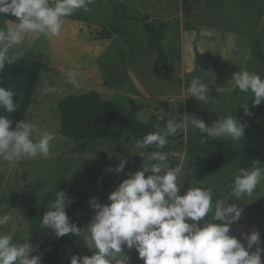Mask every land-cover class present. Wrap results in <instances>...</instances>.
Listing matches in <instances>:
<instances>
[{
  "label": "rangeland",
  "instance_id": "1",
  "mask_svg": "<svg viewBox=\"0 0 264 264\" xmlns=\"http://www.w3.org/2000/svg\"><path fill=\"white\" fill-rule=\"evenodd\" d=\"M130 7V23L127 33L131 38L115 34L103 41L97 36L102 25L98 19L89 23L66 18L59 38L43 37L24 57L43 63L29 111L25 117L42 129L55 133L50 155L9 164L0 162V214L5 212L13 219L5 231L16 227V242L26 236L28 213L42 207V197L64 180H74L86 190L90 198L99 203H109L108 195L128 178V174L142 170L143 158L133 154L129 146L133 138L123 134L119 139L97 138L76 141L61 133L58 103L69 94L97 90L102 97L116 102L123 113L131 114L145 122L153 116L163 117L195 115L201 111H218L230 114L244 124V137L238 147H258L264 136V101L259 106L251 103V93L231 89L228 80L232 74L247 67L264 78V0H196L189 21L184 14L183 0H127ZM95 13V11H92ZM136 15L140 21L132 20ZM4 20L0 19V26ZM162 23L170 31L180 34L181 59L175 64L173 75H167L156 51L146 43V25ZM76 71L81 80L79 89L64 83L63 73ZM199 78L209 85L210 105H203L195 98L186 97L189 76ZM44 81L57 85L56 94L42 96L40 87ZM248 104L245 115L240 105ZM187 127L178 134H187ZM114 153V155H110ZM178 165L184 169L183 190L194 184L197 187H213L222 191L224 183L238 171L237 163L224 165L203 181L192 183L193 171L187 150L174 154ZM118 157L127 164L115 180V186L107 189L103 179L109 167L115 168ZM171 167L172 160L168 157ZM151 173H147L150 175ZM227 197L220 200L226 201ZM243 208L242 217L231 225L230 234L246 244L245 235L253 230L261 234L264 246V184L259 191L244 200L228 198ZM8 204V207H5ZM95 212L90 203L79 214L85 226ZM202 223V222H201ZM243 226V227H242ZM135 253L124 247L128 258ZM33 255H36L33 253ZM72 255H92L86 246H73L62 250V258L70 261ZM264 261V254H262ZM41 264H46L41 260Z\"/></svg>",
  "mask_w": 264,
  "mask_h": 264
},
{
  "label": "clouds",
  "instance_id": "2",
  "mask_svg": "<svg viewBox=\"0 0 264 264\" xmlns=\"http://www.w3.org/2000/svg\"><path fill=\"white\" fill-rule=\"evenodd\" d=\"M95 0H0V73L6 65H12L37 44L41 37L59 38L64 21L77 11L90 12ZM43 70V69H42ZM64 83L79 89L81 80L76 71L63 74ZM231 89L251 93V103L259 106L264 101V78L247 67L232 74L228 80ZM42 96L56 94L57 85L44 81L39 89ZM17 93L4 86L0 79V108L7 113L18 107ZM186 97L195 98L203 105L213 101L209 85L199 76H193L186 88ZM245 115L248 104L240 105ZM198 129L200 143L226 139L238 145L244 137V124L230 114L205 122L191 115L172 116L163 128L159 124L154 132L141 139L131 140L133 154L143 158L142 170L128 174L114 191L109 193V203H99L90 198L95 214L83 227L71 222L66 208L73 199L62 191H56L55 199L41 218L40 227L50 229L58 238L72 234L92 250V255H72L70 264H129L123 254L124 247L134 249L143 264H264L261 234L257 230L245 235L246 244L231 235V225L238 222L243 208L227 203L229 197L243 201L251 197L258 186L264 184V163L253 160L249 168L240 167L229 185L230 193L225 200L213 201V187H197L194 184L183 190L182 166L171 167L169 153L161 151L169 136H175L188 124ZM14 121L0 114V162L9 164L22 160L48 157L54 132L42 129L31 120ZM156 150H150L152 148ZM114 155V153H110ZM107 169L123 173L127 164L124 157ZM147 173H151L147 175ZM8 207V204L5 206ZM13 217L0 214V264H41L42 257L33 255L36 248L30 237L16 242V227L5 231ZM202 222V223H201Z\"/></svg>",
  "mask_w": 264,
  "mask_h": 264
},
{
  "label": "trees",
  "instance_id": "3",
  "mask_svg": "<svg viewBox=\"0 0 264 264\" xmlns=\"http://www.w3.org/2000/svg\"><path fill=\"white\" fill-rule=\"evenodd\" d=\"M127 0H95L91 5L90 12L77 11L70 19L90 22V19H98L102 25L97 30V36L100 40L111 39L115 34L132 37L127 33V23H130V7ZM196 0H183V9L185 16H189ZM95 11V13H92ZM4 19H15L14 17H3ZM140 21L134 15L132 19ZM189 17L186 19V23ZM3 25V23H2ZM147 30L146 43L151 50L156 51L159 59L164 66L167 75H173L175 64L181 59L180 34L171 31L169 24L162 23L156 27L154 23L146 25ZM43 69V63L37 60L23 57L12 65H6L4 73H0V79L4 80V86L12 88L16 93L15 100L19 107L12 113H7L0 108V114L8 116L14 121L24 120L38 81ZM195 76V75H194ZM197 76V75H196ZM193 76H189L188 83ZM58 112L61 120V133L76 141L91 140L97 138H106L116 140L123 134L128 133L133 140L141 139L149 132L157 129L154 127L159 124L163 128L164 123L169 117L159 118L153 116L148 122H145L135 114L126 116L122 107L116 102L102 97L97 90H90L84 93L69 94L58 103ZM224 112L201 111L193 115L196 119L211 121L224 116ZM13 124V127H14ZM201 134L188 124L187 134H178L169 136L167 144L161 151L169 153L173 167L177 166L178 158L174 155L176 152L187 150L188 158L191 160L193 171L190 175L192 183L203 181L211 173L221 169L226 164L233 162L240 167L249 168L252 161L257 160L264 163V136L261 144L255 148L238 147L231 140L217 139L209 140L205 144L200 143ZM150 150H156L154 147ZM119 174L108 173L103 179V185L107 189L115 186V180ZM231 177L224 183L222 191L214 189L213 201H218L227 197L230 193L229 185ZM56 191L64 192L73 199L71 206L66 208V213L71 222L83 227L79 214L87 207L90 201L85 189L81 188L78 182L74 180H64L56 188L42 197V207L39 210H30L28 213V228L25 230L26 236L30 237V242L36 248L34 254L40 255L46 264H70L62 258V250L73 246H85L84 242L78 237L68 234L64 237H56L50 229L40 227L41 218L51 201L55 199ZM259 191V186L254 192ZM129 264H143V261L136 259L133 252L129 257Z\"/></svg>",
  "mask_w": 264,
  "mask_h": 264
},
{
  "label": "built area",
  "instance_id": "4",
  "mask_svg": "<svg viewBox=\"0 0 264 264\" xmlns=\"http://www.w3.org/2000/svg\"><path fill=\"white\" fill-rule=\"evenodd\" d=\"M243 227V226H242Z\"/></svg>",
  "mask_w": 264,
  "mask_h": 264
}]
</instances>
